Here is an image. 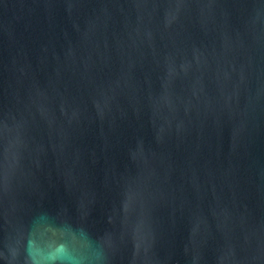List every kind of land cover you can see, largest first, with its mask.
<instances>
[{"label": "water", "instance_id": "95a60500", "mask_svg": "<svg viewBox=\"0 0 264 264\" xmlns=\"http://www.w3.org/2000/svg\"><path fill=\"white\" fill-rule=\"evenodd\" d=\"M0 264H264V0H0Z\"/></svg>", "mask_w": 264, "mask_h": 264}]
</instances>
